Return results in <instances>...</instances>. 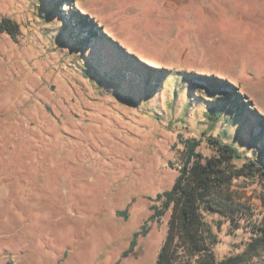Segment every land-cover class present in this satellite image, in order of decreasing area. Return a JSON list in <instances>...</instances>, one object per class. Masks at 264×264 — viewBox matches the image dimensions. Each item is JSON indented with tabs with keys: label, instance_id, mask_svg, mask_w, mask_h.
<instances>
[{
	"label": "rangeland",
	"instance_id": "374dc122",
	"mask_svg": "<svg viewBox=\"0 0 264 264\" xmlns=\"http://www.w3.org/2000/svg\"><path fill=\"white\" fill-rule=\"evenodd\" d=\"M106 2L98 22L79 0H0L17 26L0 31V264H115L145 222L118 264H155L171 209L147 221L150 198L173 184L187 138L204 158L217 136L241 153L234 168L264 167V0ZM127 20L134 34L116 36ZM229 191L246 213L202 212L217 263L264 222V175Z\"/></svg>",
	"mask_w": 264,
	"mask_h": 264
},
{
	"label": "trees",
	"instance_id": "16d2710c",
	"mask_svg": "<svg viewBox=\"0 0 264 264\" xmlns=\"http://www.w3.org/2000/svg\"><path fill=\"white\" fill-rule=\"evenodd\" d=\"M0 31L15 37L17 26L9 19H3L0 22ZM77 43L81 44L82 41L79 40ZM226 104L221 109L214 106L208 117L216 122ZM207 140L215 155L204 158L197 151L201 140L185 139L186 154L173 184L169 189L150 198L155 203L151 206L152 213L147 221L159 219L171 209L167 234L155 264H242V262L245 264L247 260L256 256L261 257L260 250L264 249V222L263 225L254 226V231H258V234L247 243L243 254L221 263L215 262L213 258L204 257L209 251V243L213 240L210 225L202 212L214 210L230 220L240 213H246L243 206L233 200L229 191L231 181L246 174L264 175V167L257 165L253 160H249L240 168H234L231 161L241 158V153L232 144L223 142L217 136H209ZM116 214L127 218V208L116 211ZM148 229L149 226L145 222L132 233L128 246L121 252L120 258L134 251L138 236L145 235ZM120 258L115 264L119 263Z\"/></svg>",
	"mask_w": 264,
	"mask_h": 264
},
{
	"label": "crops",
	"instance_id": "0c3cea01",
	"mask_svg": "<svg viewBox=\"0 0 264 264\" xmlns=\"http://www.w3.org/2000/svg\"><path fill=\"white\" fill-rule=\"evenodd\" d=\"M105 1L106 0H79V4H81L80 6L84 10L92 13L95 16V18H97L98 22H100V18L102 17L101 14L106 13L107 10H109L108 2L105 3ZM143 5H144L143 1H140L138 6H136V5H134V6H136L140 10L143 8ZM111 19H116V17L111 16ZM105 23H106V21L103 22V24H105ZM129 24H130V21H128V20L124 21L123 23H118L115 28H112L113 32L115 34H117L116 36H130V32L133 35L134 32L130 28Z\"/></svg>",
	"mask_w": 264,
	"mask_h": 264
}]
</instances>
